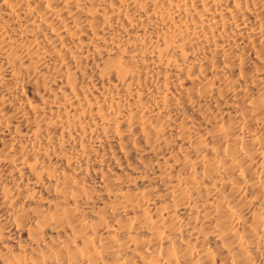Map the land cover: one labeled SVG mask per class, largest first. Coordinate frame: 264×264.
<instances>
[{
  "label": "bare ground",
  "instance_id": "obj_1",
  "mask_svg": "<svg viewBox=\"0 0 264 264\" xmlns=\"http://www.w3.org/2000/svg\"><path fill=\"white\" fill-rule=\"evenodd\" d=\"M0 264H264V0H0Z\"/></svg>",
  "mask_w": 264,
  "mask_h": 264
}]
</instances>
